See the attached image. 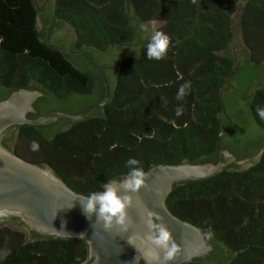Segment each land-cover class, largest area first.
Returning <instances> with one entry per match:
<instances>
[{
	"label": "trees",
	"instance_id": "trees-1",
	"mask_svg": "<svg viewBox=\"0 0 264 264\" xmlns=\"http://www.w3.org/2000/svg\"><path fill=\"white\" fill-rule=\"evenodd\" d=\"M152 20L171 38L161 59L147 56L155 29L140 28ZM83 51L104 66L111 85L106 104L82 120L60 118L53 136H40L49 125L21 124L14 145L15 154L46 162L76 191H102V183L123 179L130 158L144 171L161 163L218 162V137L227 127L220 148L238 158L264 148L258 114L264 0H54L51 6L0 0V99L27 87L62 95L65 103L53 100L50 110L76 114L96 104L105 84L89 55L71 53ZM84 74L80 88L72 84ZM5 143L12 148V138ZM167 204L213 244L208 255L183 264H264V150L248 168L232 163L213 176L175 183ZM4 224L0 264H75L88 257L83 238L41 234L16 216Z\"/></svg>",
	"mask_w": 264,
	"mask_h": 264
},
{
	"label": "water",
	"instance_id": "water-1",
	"mask_svg": "<svg viewBox=\"0 0 264 264\" xmlns=\"http://www.w3.org/2000/svg\"><path fill=\"white\" fill-rule=\"evenodd\" d=\"M53 4L54 0H46V6ZM72 31L67 34H72ZM71 53L90 56L91 63L104 80L105 96L80 113L54 110L36 118L28 117L27 113L35 110V100L44 95L41 90L22 87L0 99V205L13 208L22 206L23 211L19 215L9 216L19 217L30 229L41 234L85 239L89 245L88 257L75 264H135V257L139 253L128 243V236L133 232L143 233L147 230L144 224L147 210L163 218V222L182 246L181 253L168 264H183L196 257L208 255L213 244L207 239L204 229L175 215L168 207L167 197L177 182L213 176L231 163L249 167L259 159L264 148L253 158H238L230 149L220 148V137L229 127L222 130L218 137V151L221 154L218 162L161 163L145 171L146 186L138 194H133V206L128 209L133 224L127 232H122L119 226L105 230L102 222L97 223L94 229L96 214L89 219L79 198H87L88 194L73 189L52 168L28 161L1 143L2 134L12 125H43L53 123L59 118L78 121L106 104L111 95V85L104 66L98 64L89 51ZM106 58L112 59L109 55ZM2 225L4 223H0V227ZM139 264L147 262L141 258Z\"/></svg>",
	"mask_w": 264,
	"mask_h": 264
},
{
	"label": "clouds",
	"instance_id": "clouds-1",
	"mask_svg": "<svg viewBox=\"0 0 264 264\" xmlns=\"http://www.w3.org/2000/svg\"><path fill=\"white\" fill-rule=\"evenodd\" d=\"M156 28V21L152 20L142 23L140 28L143 32ZM171 38L162 30L152 31V35L147 44V56L149 59H161L167 53L170 46ZM184 89L181 88V94ZM179 115V112H177ZM258 114L264 118V109H258ZM35 147V145H34ZM140 162L135 158H130L126 162L129 167L128 173L122 180H108L102 183L101 188L104 191H92L87 198H80L81 205L86 216L91 219L96 214V222L103 224L105 230H110L114 226H119L122 232H127L133 224V218L128 209L133 206V194H138L142 187L146 186L147 173L138 166ZM23 211L22 206L9 207L0 205V220L7 218L9 215H19ZM146 231L143 233L133 232L128 236V243L133 245L138 255L135 257V264L143 258L147 264H168L181 253L182 246L176 241L171 229L163 222V218L158 214L147 210L144 218ZM96 233L94 232V235ZM83 236V235H81Z\"/></svg>",
	"mask_w": 264,
	"mask_h": 264
},
{
	"label": "flooded vegetation",
	"instance_id": "flooded-vegetation-1",
	"mask_svg": "<svg viewBox=\"0 0 264 264\" xmlns=\"http://www.w3.org/2000/svg\"><path fill=\"white\" fill-rule=\"evenodd\" d=\"M56 30V29H55ZM50 33H51V31H49ZM54 32V31H53ZM54 34H57V35H59L60 36V33H59V29L57 28V31L54 33ZM74 56H81V55H83V54H73ZM79 66H81V67H79V69L84 73V72H86V70H87V67L86 66H84V65H79ZM98 70V69H97ZM85 74L82 76V78L79 76V78L78 79H76V80H72V84L73 85H75V86H77L78 88H80V86L85 82ZM8 90H10V88L8 87L7 88ZM40 90V89H39ZM81 90V89H80ZM12 91H14V90H11V93H12ZM43 92V91H42ZM44 93V92H43ZM8 97V96H7ZM53 100H55V101H57V102H60V103H65V99L62 97V95H54V94H52V95H50V94H48V93H44V95H42V96H40V97H38L36 100H35V102H34V107H35V110H33V111H29L28 113H27V116L28 117H30V118H36L37 116H39V115H42V114H45V113H47V112H50V111H53V110H60V108L58 109V108H56V109H53V110H50V108L52 107V105H51V102L53 101ZM68 105V104H67ZM74 105H77V104H74ZM69 106H73V105H69ZM84 109H86V108H83L82 110H84ZM81 110V111H82ZM61 111H62V109H61ZM92 114V113H91ZM60 119V118H59ZM58 119V120H59ZM64 119V118H63ZM58 120H56L55 122H53V123H49V124H43V125H34V126H38V127H43V126H46V125H49L50 127L47 129L48 130V132L47 133H44V129H41L39 132L40 133H43V134H39L40 136H43V135H45V136H53L54 134H55V130H54V127H52L51 125H53L54 123H58ZM67 120V119H66ZM82 120V119H81ZM19 125H21V124H16V125H12V126H10V127H8L5 131H4V133L2 134V137H1V143L2 144H4L6 147H8L9 149H11L13 152H14V145L17 147L18 145L17 144H19V141H18V139H19V132H20V130L19 129H17V126H19ZM66 128H68V125H66V124H64L63 125V127H61V129L60 130H64V129H66ZM12 138V140H13V146H12V148L11 147H9L8 146V144H6L5 143V141L7 140V138ZM44 137V136H43ZM9 145H11V144H9ZM32 148V150H34L36 147H34V146H31ZM39 147V145L37 146V148ZM39 149V148H38ZM37 149V150H38ZM256 155H258V153L256 154ZM256 155H254V156H256ZM254 156H252V157H245V158H253ZM221 159V154L219 153V160ZM36 164H38V165H40V166H43V167H47V168H52V167H50L46 162H42V163H36ZM232 164V163H231ZM231 164H229V165H231ZM239 165V164H238ZM241 166V168H248V167H243L242 165H240ZM252 166V165H251ZM250 167V166H249ZM53 169V168H52ZM10 217H12V216H8L7 218H5V219H3V220H0V223H5L6 221H7V219L8 218H10ZM19 218V217H18ZM193 260V259H192ZM191 261V260H190ZM187 262H189V261H187ZM186 263V262H185Z\"/></svg>",
	"mask_w": 264,
	"mask_h": 264
},
{
	"label": "rangeland",
	"instance_id": "rangeland-1",
	"mask_svg": "<svg viewBox=\"0 0 264 264\" xmlns=\"http://www.w3.org/2000/svg\"><path fill=\"white\" fill-rule=\"evenodd\" d=\"M38 3L40 4V5H45L46 4V0H38ZM162 26V23H160V22H157L156 21V28H155V30H157L158 28H160ZM71 28V27H70ZM73 30V29H72ZM263 62H264V59H263ZM5 225V224H4ZM4 225H2V226H4ZM1 226V227H2ZM3 252L5 253L6 252V250H4L3 249ZM3 253V254H4ZM0 259H1V253H0Z\"/></svg>",
	"mask_w": 264,
	"mask_h": 264
}]
</instances>
